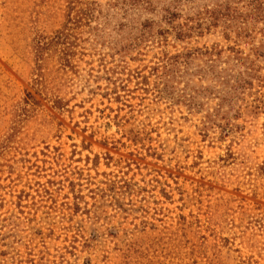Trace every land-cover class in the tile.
I'll return each instance as SVG.
<instances>
[{
	"label": "rangeland",
	"instance_id": "374dc122",
	"mask_svg": "<svg viewBox=\"0 0 264 264\" xmlns=\"http://www.w3.org/2000/svg\"><path fill=\"white\" fill-rule=\"evenodd\" d=\"M0 264H264V0H0Z\"/></svg>",
	"mask_w": 264,
	"mask_h": 264
}]
</instances>
